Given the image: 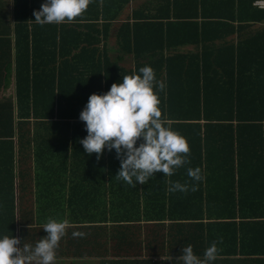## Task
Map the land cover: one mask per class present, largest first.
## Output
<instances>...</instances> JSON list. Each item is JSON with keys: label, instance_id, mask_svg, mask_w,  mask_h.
<instances>
[{"label": "trees", "instance_id": "16d2710c", "mask_svg": "<svg viewBox=\"0 0 264 264\" xmlns=\"http://www.w3.org/2000/svg\"><path fill=\"white\" fill-rule=\"evenodd\" d=\"M255 1L153 0L149 12L126 14L121 52L111 57L100 47L101 35L130 0H91L61 24L34 21L44 0H14L13 13L0 12V228L7 209L15 226V207L5 204L15 191V168L67 166L72 158L73 165L107 171L108 214L117 215L116 227L153 221L154 241L163 243L170 221L180 246L202 242L194 252L201 258L215 241L216 264L234 263L229 256L239 240L243 249L264 254V29L254 25L264 23V9ZM128 55L134 68L123 64ZM145 65L166 85L157 89L162 119L190 151L174 175L157 172L132 187L115 176V150L105 149L99 159L84 152L79 114L91 94L106 93ZM190 167L200 169L201 180L188 177ZM175 181L187 190L170 192ZM119 235L131 242L126 232Z\"/></svg>", "mask_w": 264, "mask_h": 264}, {"label": "crops", "instance_id": "0c3cea01", "mask_svg": "<svg viewBox=\"0 0 264 264\" xmlns=\"http://www.w3.org/2000/svg\"><path fill=\"white\" fill-rule=\"evenodd\" d=\"M152 1L130 0L122 10L120 19L113 23L109 32L101 35L100 47L104 54L111 57L121 52L118 35L126 14L147 13L154 7L148 5ZM13 11L14 0H0V12ZM254 25L255 29H264V23ZM232 36L238 43L236 34ZM68 40L71 41V38L68 37ZM183 48L187 50L193 46L187 45ZM131 56H126L123 64L134 68ZM13 79L15 81V75ZM15 87L14 82V89ZM31 121L34 122V119ZM15 174L13 198L5 203L15 207V226L11 224L12 212L7 209L3 215L0 234L18 237L21 240L18 247H22L23 242L35 245L37 240L47 235L42 229L43 225L49 218H56L67 220L68 226L59 242L53 264H182L176 260L181 254L182 246L173 238L179 235H175L176 232L171 234L170 221H166V227L161 231L163 243L154 241L156 235L153 234V221H132L129 224L130 230L115 226L117 215L108 214L112 193L107 187L111 182L107 171L100 166L73 165L71 158L67 166L32 165L15 168ZM121 231L131 236L129 244L119 238ZM238 242L236 254L229 256L235 260L232 264H263L258 261H264V254L251 252L258 247L246 246L243 249L245 242ZM201 244L202 242L193 245L194 252ZM156 251L158 254H155Z\"/></svg>", "mask_w": 264, "mask_h": 264}, {"label": "clouds", "instance_id": "9594fccd", "mask_svg": "<svg viewBox=\"0 0 264 264\" xmlns=\"http://www.w3.org/2000/svg\"><path fill=\"white\" fill-rule=\"evenodd\" d=\"M90 2L44 0L39 10L33 11L34 21L41 25L71 22L86 11ZM165 87L156 80L153 68L145 65L138 72L124 75L106 93L91 94L79 114L87 132L79 141L84 152L95 153L99 159L105 149L115 150L120 161L115 176L132 187L145 184L157 172L170 177L188 163L190 149L186 138L162 119L157 89L163 91ZM187 175L193 181L202 179L199 168H188ZM186 190L187 185L178 181L169 187L170 192ZM67 226V220L49 218L42 228L47 235L35 245L23 242L22 247L17 246L21 244L18 237L0 235V264H53ZM217 252V243L213 241L201 258L189 244L182 247L176 260L182 264H212Z\"/></svg>", "mask_w": 264, "mask_h": 264}, {"label": "built area", "instance_id": "2783aa9c", "mask_svg": "<svg viewBox=\"0 0 264 264\" xmlns=\"http://www.w3.org/2000/svg\"><path fill=\"white\" fill-rule=\"evenodd\" d=\"M254 4H255L256 6H258L259 8H263V9H264V0H256V1L254 2Z\"/></svg>", "mask_w": 264, "mask_h": 264}]
</instances>
